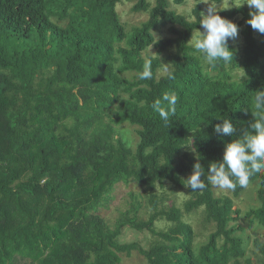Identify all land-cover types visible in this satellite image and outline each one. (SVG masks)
<instances>
[{"label":"trees","instance_id":"16d2710c","mask_svg":"<svg viewBox=\"0 0 264 264\" xmlns=\"http://www.w3.org/2000/svg\"><path fill=\"white\" fill-rule=\"evenodd\" d=\"M153 1L136 0L132 12L149 17L127 32L120 0H0V264H121L119 254L133 253L147 264H264V243L252 262L231 225L234 198L254 184L258 205L246 216L264 226V172L231 190L233 198L216 197L206 176L203 190L186 187L195 163L207 173L252 122V98L264 90V34L246 22L247 5L219 10L241 17L243 46L230 39L233 62L212 67L190 43L203 31L200 8L189 20L170 0ZM166 26L171 35L155 40ZM151 46L152 78L140 80ZM165 92L179 97L167 124L151 107ZM226 118L232 136L214 132ZM122 124L135 127L134 150L116 128ZM120 182L144 189L146 219L135 208L111 226L97 214ZM163 182L186 189L185 213L201 209L213 224L204 242L180 209L158 207ZM161 220L171 223L166 230L157 229ZM125 227L152 239L146 247L120 242Z\"/></svg>","mask_w":264,"mask_h":264},{"label":"rangeland","instance_id":"374dc122","mask_svg":"<svg viewBox=\"0 0 264 264\" xmlns=\"http://www.w3.org/2000/svg\"><path fill=\"white\" fill-rule=\"evenodd\" d=\"M151 3V7L154 5L153 0H148ZM136 0H120L116 5V11L124 24L127 32L133 27L139 26L142 22H145L149 14L148 12H132L131 8L134 6ZM170 9L176 11L178 14H182L189 20L195 18L194 8L198 6L202 14L207 12L208 5L206 2L210 0H184L182 4H174L170 0ZM217 4L218 12L225 8V0L221 2H215ZM231 4V1L229 0ZM247 5V4H244ZM248 6V5H247ZM234 7V6H233ZM238 25V36L235 39H231L232 44L235 48L240 51L243 46V38L241 35V29L243 24L241 23V17H236L231 20ZM196 34V32H195ZM194 34V35H195ZM171 34L169 32V26L162 27L157 32L154 33L155 40L161 38L169 37ZM192 44V42H190ZM122 43L121 46H124ZM157 56L156 48L151 46L144 53L143 57L145 60H149V57ZM169 67L164 65L163 68L158 70V76L164 75L168 71ZM236 76L241 77L243 71L241 68H237L234 72ZM127 78L132 77V73L123 74ZM122 138L127 142L128 146L134 150L136 143L138 141L137 135L135 133V127L122 124L116 127ZM190 152H193L192 148H188ZM214 195L216 197H232L231 190L220 189L213 186ZM256 186L250 184L246 190L237 198H234V210H239V215L233 214L232 217H237V219L231 222V225L236 228V234L240 236L245 241L246 253L250 257L252 262L258 261V256L260 253L256 247L257 243H264V226L258 225L255 221H252L246 216V212L258 205L256 200ZM155 197L158 201L159 208H170L176 207L183 212V220L189 223L195 233H196V243L204 242L208 235L213 231V224H206L203 222V211L201 209L192 211L187 214L184 212V204L189 200V195L185 188H178L170 184L169 182H163L162 185H157L155 190ZM138 209L137 215L143 219H146L150 213V203L149 197L145 193L144 189L134 182H120L115 185L108 202L102 204L97 209V214L103 217L111 226L114 225L117 218L124 212L130 211L134 212V209ZM135 209V211H136ZM170 222L165 220L158 221L156 227L159 230H166L170 226ZM152 236L147 231L138 232L129 227H125L118 240L123 243L139 242L142 246H147L151 241ZM121 264H147L143 257L137 253H133L131 256H126L125 254H119Z\"/></svg>","mask_w":264,"mask_h":264},{"label":"clouds","instance_id":"9594fccd","mask_svg":"<svg viewBox=\"0 0 264 264\" xmlns=\"http://www.w3.org/2000/svg\"><path fill=\"white\" fill-rule=\"evenodd\" d=\"M206 4L207 12H202V18L199 20L203 31L196 30L190 42L208 65L215 67L220 62L232 63L234 53L230 50L228 42L237 38L238 25L218 14L215 0ZM244 4L250 9V18L246 22L252 29L264 34V0H231V4L229 0H225V8H240ZM138 78H152L151 60L145 61ZM169 78H172L171 74ZM178 99L175 92H165L151 105L165 124L175 114ZM250 109L252 122L247 130L225 146L222 161L210 164L207 173L200 163H195L192 174L186 179V187L193 191L203 190L206 185L201 177L206 176L207 181L215 187L235 190L237 185L247 187L254 174L264 172V90L256 91ZM214 132L232 136L235 129L231 120L226 118L215 125Z\"/></svg>","mask_w":264,"mask_h":264}]
</instances>
